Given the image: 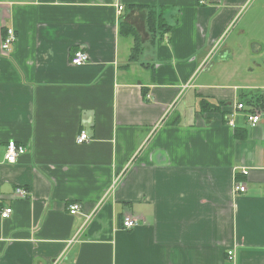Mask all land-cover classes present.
Listing matches in <instances>:
<instances>
[{
  "label": "crops",
  "instance_id": "crops-1",
  "mask_svg": "<svg viewBox=\"0 0 264 264\" xmlns=\"http://www.w3.org/2000/svg\"><path fill=\"white\" fill-rule=\"evenodd\" d=\"M249 90H264V0H0V264H264ZM10 141L27 148L15 162Z\"/></svg>",
  "mask_w": 264,
  "mask_h": 264
},
{
  "label": "built area",
  "instance_id": "built-area-1",
  "mask_svg": "<svg viewBox=\"0 0 264 264\" xmlns=\"http://www.w3.org/2000/svg\"><path fill=\"white\" fill-rule=\"evenodd\" d=\"M123 8H124L123 6H120L119 10L121 11L123 10ZM16 40H17V35L15 33V30L13 28L7 29V33L5 34L3 38V43H2L3 50L5 52H8L9 50H11V47L16 42ZM88 59H89V56L85 51L77 50L73 54L71 62L75 66H82L88 61ZM245 109H246V105L244 102H239L235 104L234 106L232 105L231 107L233 115L235 114L234 112L242 111ZM263 115H264V112L262 111L260 107H253V109L248 111L247 113V116H246L247 124L250 127L257 126L261 122ZM227 122L229 125L234 126L235 125L234 117L233 116L229 117ZM90 139L91 137L85 131H81V133L77 136L78 143L88 142L90 141ZM26 151H27L26 147L22 145H18L15 141H10L7 144L6 159L8 162H15L17 161V158L20 155L26 153ZM244 173L247 174V170L244 171ZM235 190L239 192H245L246 185L243 183L236 184ZM17 194L22 197H25L27 195V191L20 188V189H17ZM68 209L71 214H76L80 210V205L77 203H71L69 204ZM11 213H12V208L6 207L1 211V216L3 218H8L10 217ZM136 225H138L137 220L129 216L125 217L124 226L126 228L131 229L133 227H136ZM233 253H234L233 251H229L228 255L230 258H234Z\"/></svg>",
  "mask_w": 264,
  "mask_h": 264
},
{
  "label": "trees",
  "instance_id": "trees-1",
  "mask_svg": "<svg viewBox=\"0 0 264 264\" xmlns=\"http://www.w3.org/2000/svg\"><path fill=\"white\" fill-rule=\"evenodd\" d=\"M149 21H151V24L153 25H154L153 22L157 21L156 23L158 24V27H160L161 29L167 30L170 28V26H168L165 23L164 19L162 18L161 13H158L154 9H151L149 11ZM138 51H139V45H137L135 49L133 50L132 57H131L132 60L138 59ZM242 99L249 106L250 108L249 110H252L253 107H260L262 111H264V90L246 91L243 94ZM199 105H200L199 109L203 112H211L221 107V103H210L209 100H207L204 97L201 98Z\"/></svg>",
  "mask_w": 264,
  "mask_h": 264
}]
</instances>
